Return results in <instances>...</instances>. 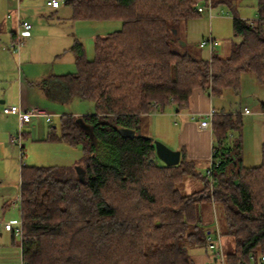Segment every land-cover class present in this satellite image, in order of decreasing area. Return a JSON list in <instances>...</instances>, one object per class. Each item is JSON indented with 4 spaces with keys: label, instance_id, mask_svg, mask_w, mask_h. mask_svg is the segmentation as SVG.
I'll use <instances>...</instances> for the list:
<instances>
[{
    "label": "trees",
    "instance_id": "trees-1",
    "mask_svg": "<svg viewBox=\"0 0 264 264\" xmlns=\"http://www.w3.org/2000/svg\"><path fill=\"white\" fill-rule=\"evenodd\" d=\"M199 1H64L72 20H120L122 28L95 39L93 60L76 41L70 48L76 72L55 76L67 97L95 103L96 112L62 115L60 135L52 127L49 136L83 147L84 159L77 165L85 172L83 180L75 168H21L24 264H194L192 248L210 252L204 203L223 207L224 235L234 239V250L224 252L226 264H255L264 257V144L261 165L245 167L242 112L215 110L207 175L196 170L184 150L179 164L165 165L155 139L143 134L150 115L169 106L188 108L196 88L223 100L228 91H241L247 72L264 85V0H255L256 21L235 14L233 31L240 41L230 55L213 49L209 58L186 50L175 32L180 23L202 14L196 9ZM241 1L212 4L236 11ZM190 176L203 187L183 195L179 186Z\"/></svg>",
    "mask_w": 264,
    "mask_h": 264
},
{
    "label": "rangeland",
    "instance_id": "rangeland-1",
    "mask_svg": "<svg viewBox=\"0 0 264 264\" xmlns=\"http://www.w3.org/2000/svg\"><path fill=\"white\" fill-rule=\"evenodd\" d=\"M48 1L50 0H0V221L2 222H21L20 182L23 165L76 169L78 164H82L84 152L81 145L71 146L65 142L51 141L49 136L53 132L52 127L56 128L55 134L60 135L62 115L79 117L91 115L96 112L95 103L78 97H67L61 84L54 80V75L76 72L75 53L70 50L76 41L84 46L86 58L93 60L95 39L122 28L120 20H72L71 9L64 2H61L60 8L55 10L47 6ZM213 14L210 17V13L205 11L199 17L180 23L175 32L185 43L186 50L196 56L209 58L210 48L202 47L201 44L204 40L214 39L218 42L214 47L215 54L228 57L234 43L240 41L233 31L235 14L246 20H258L257 2L242 0L236 11L228 6H220L213 10ZM21 23H29L33 28L30 30V37L22 38L20 52L16 54L12 49L14 42L12 33L19 32ZM255 77L251 72L245 73L242 77L241 91L237 94L228 91L225 97L226 101L232 99L236 102H233L232 110H242L247 107L251 112L250 116L243 117L242 130L243 163L251 167L261 165V150L264 142V115L260 113L263 111L264 85ZM52 87L55 90L53 92ZM216 99L217 97L212 98L214 103H217ZM11 106L20 108L23 113L33 108L45 110L52 116V122L49 123L44 116H36L31 118L28 124H21L18 115L4 113V109ZM173 120L171 119L174 127L172 132L176 134L178 127ZM148 121L150 123V119ZM149 126L143 134L154 137L167 146L168 139L158 137L153 130L150 132ZM198 172L202 175L208 173L204 169ZM202 187L203 182L199 178L190 176L179 186V190L183 195H187ZM201 215L205 228L213 237L218 226L222 234L224 252L226 254L232 252L234 239L232 236L224 235L227 229L223 207L219 204L204 203L201 206ZM1 228L0 264H21L22 238L16 236L13 239L11 233ZM190 255L194 264L214 263L211 253L207 254L205 248H192Z\"/></svg>",
    "mask_w": 264,
    "mask_h": 264
},
{
    "label": "crops",
    "instance_id": "crops-1",
    "mask_svg": "<svg viewBox=\"0 0 264 264\" xmlns=\"http://www.w3.org/2000/svg\"><path fill=\"white\" fill-rule=\"evenodd\" d=\"M49 8L57 10L60 7ZM16 33L17 32H13L12 37L15 36L16 38ZM55 76L56 75H54V79ZM27 98L29 97L27 96ZM233 102L234 100L232 99L226 101L224 98L223 100L221 99L218 100L217 103H214L212 98H210L203 89L196 88L192 92V95L189 99L188 108L177 110L175 106H169L164 113H155L150 115L149 131L152 132L153 130L160 138H167L169 141V144L167 145L168 147H172V149L179 151L184 150L188 160L195 162L197 171H202L203 169L208 171L211 165L214 139L210 129H202L200 127V121L198 120V117L206 115L211 109H215L218 112L220 107L229 109L228 111H231L234 107ZM243 110L244 108L240 110L242 114H244ZM260 113L264 115V111H261ZM244 116L250 115H243V117ZM175 118L177 120H175ZM171 119H174L173 123H177L178 131L176 134L172 132L174 127L171 124ZM23 124H28V122ZM244 166L251 167L247 165ZM11 234L13 235V233Z\"/></svg>",
    "mask_w": 264,
    "mask_h": 264
},
{
    "label": "built area",
    "instance_id": "built-area-1",
    "mask_svg": "<svg viewBox=\"0 0 264 264\" xmlns=\"http://www.w3.org/2000/svg\"><path fill=\"white\" fill-rule=\"evenodd\" d=\"M65 0H50L47 2V6L52 8H58L60 7L61 2H64ZM197 11L199 13H204L205 11L210 13V17H212L213 10L216 9L213 7L212 0H200L199 4L197 5ZM19 32H17V36L12 44V49L16 54H19L20 52V46L22 44V38L30 37L31 33L30 30L32 29V26L29 23H21L19 26ZM218 45V42L214 39L204 40L201 44L202 47H209L210 50H213L214 47ZM4 113L6 114H14L18 115L19 119L21 121V124L29 122L31 118L36 116H44L46 117L47 121L50 123L52 122V116L46 112L45 110H41L38 108H33L31 111H27L23 113L20 108L16 106H11L9 108L4 109ZM243 113L245 115H250V110L245 107ZM216 114L215 109H211L206 115H204V118L200 120V127L202 129H211L212 126V119L214 115ZM202 117V116H199ZM208 173L211 174V167L208 170ZM0 227L3 228L4 231L14 233L16 236H20L23 239L24 232H23V223L22 221H10V222H2L0 221ZM217 234L216 238L213 236L208 237L209 242V250L212 255V258L214 259L213 264H226L225 263V254L222 244V237L219 235V231L216 230ZM255 260V259H254ZM21 264H24L23 262ZM255 264H264V257H259Z\"/></svg>",
    "mask_w": 264,
    "mask_h": 264
},
{
    "label": "water",
    "instance_id": "water-1",
    "mask_svg": "<svg viewBox=\"0 0 264 264\" xmlns=\"http://www.w3.org/2000/svg\"><path fill=\"white\" fill-rule=\"evenodd\" d=\"M185 44L184 42H182ZM155 149L157 157L167 166H174L179 164L181 160V151L173 150L166 146L164 143L155 140ZM76 171L80 179L85 178V172L81 166L76 167Z\"/></svg>",
    "mask_w": 264,
    "mask_h": 264
}]
</instances>
